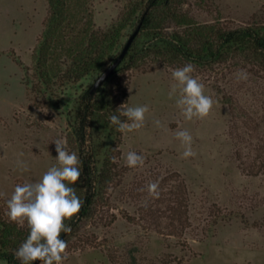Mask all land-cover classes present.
<instances>
[{
  "label": "rangeland",
  "instance_id": "obj_1",
  "mask_svg": "<svg viewBox=\"0 0 264 264\" xmlns=\"http://www.w3.org/2000/svg\"><path fill=\"white\" fill-rule=\"evenodd\" d=\"M130 1L84 0L76 19L104 31ZM177 3L200 25L264 26V0ZM49 15L48 0H0V218L10 222L6 200L17 184L37 182L57 164L54 141L63 139L79 158L90 162L96 153L91 161L97 168L104 154L109 158V179L88 216L63 237V264H264V71L242 56L217 65H168L151 57L122 64L108 86L118 113L123 104L149 107L144 126L89 140L85 125L86 141L79 144L76 125L82 122L75 121L73 101L98 76L63 92L56 81L42 85L36 59ZM133 30L123 32L121 49ZM142 43L140 33L134 46ZM186 63L214 101L203 120L186 121L175 97L168 98L171 70ZM179 130L191 134L195 156L182 158ZM129 151L144 158L143 166L127 167ZM156 181L160 196L152 199L146 188Z\"/></svg>",
  "mask_w": 264,
  "mask_h": 264
},
{
  "label": "trees",
  "instance_id": "obj_2",
  "mask_svg": "<svg viewBox=\"0 0 264 264\" xmlns=\"http://www.w3.org/2000/svg\"><path fill=\"white\" fill-rule=\"evenodd\" d=\"M48 2L50 15L37 49V76L43 86H53L56 81L62 92L104 71L121 49L123 32L132 26L135 30L140 24L138 34L122 62L97 92L90 94L88 87L74 98L75 121L79 119V123L82 122L76 125L79 144L86 141L85 133L82 132L85 125L89 128V140L95 135L109 137L116 132L110 117L119 116L120 113L108 82L120 71L122 64L131 67L141 58L151 57L168 65L183 61H192L197 65H217L242 56L264 71V26L222 30L212 25L197 24L180 13L177 0H131L121 18L103 31L93 29L91 20H86L80 26L81 19L77 16L83 9L84 0ZM169 29L172 31L169 32ZM140 33L143 43L136 48L135 41ZM78 89H81L80 85ZM94 155L96 153L90 157V162L87 158H79L82 174L77 183L71 186L83 201V206L76 216L65 221L70 228L76 219L88 216L100 187L109 179V158L105 159L107 155L104 154L101 166L97 168L96 162L91 161ZM28 233V228H20L0 218V260L7 264H21L14 253L26 240ZM67 234L62 233L60 238L63 239Z\"/></svg>",
  "mask_w": 264,
  "mask_h": 264
},
{
  "label": "clouds",
  "instance_id": "obj_3",
  "mask_svg": "<svg viewBox=\"0 0 264 264\" xmlns=\"http://www.w3.org/2000/svg\"><path fill=\"white\" fill-rule=\"evenodd\" d=\"M194 70L192 63L171 70L173 83L168 98L175 97V105L186 121L205 119L214 103L210 96L204 94V85L193 77ZM241 75L246 78V74ZM120 108L124 110L119 116L110 117V123L116 126L117 132L130 133L144 126L145 114L149 111L147 105L125 107L123 104ZM121 116L126 119L121 120ZM155 124L159 126L160 122L157 120ZM175 137L184 148L182 158L195 156L192 149L193 138L187 130L176 131ZM54 144L57 164L50 167L37 182L17 184L11 197L6 200L9 221L26 224L29 229L26 240L14 253L21 264H33L35 261L43 264H63L68 244L60 236L62 233L71 232L65 221L76 216L83 206V201L71 186L81 177V161L76 152L69 153L66 150L65 140L57 139ZM143 164L142 156L131 151L127 153V167L135 168ZM21 169L27 171V165L21 164ZM146 191L150 198L158 199L159 182H149Z\"/></svg>",
  "mask_w": 264,
  "mask_h": 264
},
{
  "label": "water",
  "instance_id": "obj_4",
  "mask_svg": "<svg viewBox=\"0 0 264 264\" xmlns=\"http://www.w3.org/2000/svg\"><path fill=\"white\" fill-rule=\"evenodd\" d=\"M140 28V24L138 27L131 33L128 37L127 41L123 45L122 49L120 50L119 54L115 57L113 62L94 80L92 86L90 87L89 93L93 94L96 93L100 86L105 82V80L111 76L117 66L122 62L124 56L126 55L128 49L130 48L132 42L134 41L135 37L138 34ZM41 261H35L33 264H39Z\"/></svg>",
  "mask_w": 264,
  "mask_h": 264
}]
</instances>
